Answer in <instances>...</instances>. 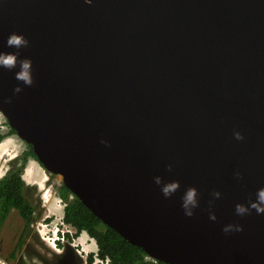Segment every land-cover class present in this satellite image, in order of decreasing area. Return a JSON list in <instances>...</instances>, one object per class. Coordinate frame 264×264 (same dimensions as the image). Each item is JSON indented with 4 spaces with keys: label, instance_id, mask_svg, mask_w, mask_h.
Here are the masks:
<instances>
[{
    "label": "water",
    "instance_id": "95a60500",
    "mask_svg": "<svg viewBox=\"0 0 264 264\" xmlns=\"http://www.w3.org/2000/svg\"><path fill=\"white\" fill-rule=\"evenodd\" d=\"M7 53L1 114L103 224L164 264H264V0H0Z\"/></svg>",
    "mask_w": 264,
    "mask_h": 264
},
{
    "label": "rangeland",
    "instance_id": "374dc122",
    "mask_svg": "<svg viewBox=\"0 0 264 264\" xmlns=\"http://www.w3.org/2000/svg\"><path fill=\"white\" fill-rule=\"evenodd\" d=\"M8 129L9 126L7 121L0 113V134H4V137L0 141V178L13 168L17 156L26 149V143H24L16 134H7ZM30 160L32 163L30 162L28 164V161ZM30 160L27 161V166L25 165L22 178L26 185V188H24V194H26L28 199L35 206L34 220L29 225H32L31 230L30 228L28 231L26 230L23 236L22 248L17 250L16 253L22 252L26 255L29 262L33 261V264H41L39 258L36 260L34 259L35 255L44 257L50 252L74 254L75 249L72 245V251H67L66 246L56 245L57 247H53L52 239L60 236V231L65 229L66 224L62 221L64 203L57 196L56 192L60 186V179L57 176L48 174L40 164L37 173H35L36 171L29 173L30 168L27 167L30 165L32 168L33 164L36 165L34 159L30 158ZM46 191L52 194L49 203L44 201L43 194H45ZM14 213L15 214L11 212L9 220L0 229V264H6L4 257L7 253L13 251L18 236L22 230L24 221L15 209ZM55 231H58V236H56ZM80 233H82V235H80ZM80 233L77 235L73 234L72 236L68 233L69 241L75 242L76 248L79 251L82 252V250H85L87 254L91 252L93 253V249L96 247L95 241L85 231L84 233L83 231ZM55 243H58L57 239H55ZM86 252H82L85 257L87 256ZM31 254L33 256L28 258V255Z\"/></svg>",
    "mask_w": 264,
    "mask_h": 264
},
{
    "label": "trees",
    "instance_id": "16d2710c",
    "mask_svg": "<svg viewBox=\"0 0 264 264\" xmlns=\"http://www.w3.org/2000/svg\"><path fill=\"white\" fill-rule=\"evenodd\" d=\"M7 134H15V131L9 127ZM3 137L4 134H0V141ZM30 158L37 160L31 145L26 144V149L17 156L13 168L0 178L1 218H4L11 209H15L25 224L11 256L22 248L23 236L34 220L35 206L30 203L23 192L26 185L22 178L25 165ZM56 192L64 203L62 221L75 228L76 233L74 235L85 231L95 241L97 256L101 260L108 259L110 264H164L161 261L146 260V254L140 247L132 245L115 230L103 224L63 184L58 187ZM66 236L69 239L68 233ZM93 262L94 254L88 253L85 264H94Z\"/></svg>",
    "mask_w": 264,
    "mask_h": 264
},
{
    "label": "clouds",
    "instance_id": "9594fccd",
    "mask_svg": "<svg viewBox=\"0 0 264 264\" xmlns=\"http://www.w3.org/2000/svg\"><path fill=\"white\" fill-rule=\"evenodd\" d=\"M91 2H92V0H85V3L90 4ZM6 43L8 46H11L14 48H20V47L27 44V40L24 38V36L22 34H17L15 32H13V33H10L8 35ZM15 63H16L15 54H12V53L0 54V66L10 69L15 65ZM30 68H31V61L28 59H25L24 61H22V71L17 73V79L22 80L26 85L32 84V76H31ZM233 135L237 140L242 139L241 133L239 131H235L233 133ZM175 187H176V184L172 183V184L166 185L162 189V191H163L164 195L167 196L170 193V191L172 189H174ZM257 198H258L259 203L253 202L251 204V207L255 208V210L258 214L264 213V189L258 190ZM195 203H196V201H195V190L189 189L185 194L184 202L182 204V207L185 210V215H188V216L191 215V210L189 209L188 205L191 204V205L195 206ZM236 212L238 215H243L244 213L247 212V208L242 206V205H237L236 206ZM210 219H215V217L210 216ZM233 229L235 231H240L241 226L238 224L237 225L229 224L223 228V231L228 232V231L233 230ZM57 242L60 243L59 241H57ZM59 246H62V244ZM101 263L106 264L105 261H103V260Z\"/></svg>",
    "mask_w": 264,
    "mask_h": 264
},
{
    "label": "flooded vegetation",
    "instance_id": "af4514ba",
    "mask_svg": "<svg viewBox=\"0 0 264 264\" xmlns=\"http://www.w3.org/2000/svg\"><path fill=\"white\" fill-rule=\"evenodd\" d=\"M7 173H5L4 175H6ZM3 175V176H4ZM2 176V177H3ZM24 192V190H23ZM26 196V194H25ZM27 197V196H26ZM30 201V200H29ZM30 203L32 204V202L30 201ZM33 205V204H32ZM17 211V210H16ZM11 212L14 213V209H11L10 212H8V214L4 217V218H1V215H0V229L5 225V223L9 220L10 218V214ZM18 213V212H17ZM20 216V215H19ZM14 218V216H13ZM23 220V219H22ZM32 226V225H31ZM31 226L29 227L30 230H31ZM25 227V224L23 222V225H22V230L23 228ZM21 230V232H22ZM19 237V236H18ZM18 240V239H17ZM25 240V239H24ZM17 243V241H16ZM67 243L63 244V246L65 247ZM25 247V246H24ZM75 249V252L74 254H64V253H52L50 252L47 256H38V255H35V260L36 259H40V262L41 264H85L86 262V258L84 259V256L82 254H79L77 252V248H74ZM58 251V250H57ZM55 251V252H57ZM12 252V251H11ZM11 252L7 253L4 257V259L6 260L5 263L6 264H28V263H31L33 264L32 262H29L26 255L24 253H15L13 256H11ZM78 256H77V255ZM33 255H28V258L32 257ZM87 257V256H86ZM35 263V262H34Z\"/></svg>",
    "mask_w": 264,
    "mask_h": 264
},
{
    "label": "built area",
    "instance_id": "2783aa9c",
    "mask_svg": "<svg viewBox=\"0 0 264 264\" xmlns=\"http://www.w3.org/2000/svg\"><path fill=\"white\" fill-rule=\"evenodd\" d=\"M74 229V230H73ZM58 231H55V234H56V236H58V233H57ZM67 233H69L70 234V236H72L73 234H75L76 233V230H75V228L72 226V225H70V224H65V229L64 230H61L60 231V236L59 237H56L57 238V241H59L61 244H62V246H63V244H65V243H69L70 245H72V246H74V248H76V243L75 242H71V241H69V239H68V237L66 236V234ZM83 233H84V231H83ZM80 235H82V233H80ZM53 241V245L55 246V245H57V246H59L57 243H55V239L53 238L52 239ZM77 240H78V237H77ZM53 246V247H54ZM56 246V247H57ZM78 251V253L79 254H82V252H86L85 250H82V252L81 251H79V250H77ZM86 254H87V252H86ZM93 254H94V264L95 263H98V262H102V260L97 256V247H95V249H93ZM83 255V254H82ZM84 256V259L86 258L85 257V255H83ZM145 259L146 260H152V261H156V260H154V259H152L151 257H149L148 255H146L145 256ZM105 263L106 264H110L109 263V261H108V259H106L105 260Z\"/></svg>",
    "mask_w": 264,
    "mask_h": 264
},
{
    "label": "bare ground",
    "instance_id": "6f19581e",
    "mask_svg": "<svg viewBox=\"0 0 264 264\" xmlns=\"http://www.w3.org/2000/svg\"><path fill=\"white\" fill-rule=\"evenodd\" d=\"M1 113V112H0ZM8 124V123H7ZM31 163H32V161H31ZM27 166V165H26ZM27 168H30L29 169V173L30 172H32L33 173V171H34V167H30V165L27 167ZM26 168V169H27ZM35 173H37V170H36V172ZM29 178V177H28ZM32 179V178H31ZM59 181V180H58ZM42 184V183H41ZM51 196H52V194H50L48 191H46L45 192V194H43V197H44V201L45 202H48L49 203V201H50V198H51ZM47 204V203H46ZM62 212V211H61ZM61 214V213H60ZM55 239H57V238H55ZM54 246V245H53ZM54 247H56V245L54 246ZM57 250V249H56Z\"/></svg>",
    "mask_w": 264,
    "mask_h": 264
},
{
    "label": "crops",
    "instance_id": "0c3cea01",
    "mask_svg": "<svg viewBox=\"0 0 264 264\" xmlns=\"http://www.w3.org/2000/svg\"><path fill=\"white\" fill-rule=\"evenodd\" d=\"M33 159V158H32ZM30 160V159H29ZM31 162V160L30 161H28V164ZM34 162L36 163V165L35 164H33V167H34V171H38L39 170V163H38V161L37 160H35L34 159ZM62 214H63V212H62Z\"/></svg>",
    "mask_w": 264,
    "mask_h": 264
}]
</instances>
